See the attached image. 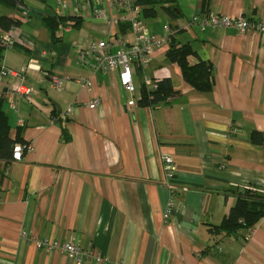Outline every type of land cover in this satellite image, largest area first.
Here are the masks:
<instances>
[{
	"label": "crops",
	"instance_id": "0c3cea01",
	"mask_svg": "<svg viewBox=\"0 0 264 264\" xmlns=\"http://www.w3.org/2000/svg\"><path fill=\"white\" fill-rule=\"evenodd\" d=\"M119 2L128 7L133 0H25L29 15L10 30L13 43L0 57V107L10 137L21 127L31 148L20 160H0V264H75L60 247H37V238L59 246L71 241L123 264H264V216L217 244V254L204 251L212 243L208 227L222 221L238 191L264 196V31H201L191 18L203 0L166 4L176 17L160 8L142 19L145 27L189 42L196 52L189 61L213 66L212 89L203 93L187 83L167 59L166 43L145 73L169 78L170 103L127 106L131 94L117 71L77 58L109 34L133 40L130 28L120 29L119 22L129 21L117 19L128 14ZM94 5L117 22L94 15ZM207 9L264 22V0H208ZM16 13L0 3V14ZM47 15L80 21L60 23L53 34L43 21ZM30 60L38 70L27 68ZM19 84L30 92H18ZM252 130L263 133L262 142L250 140ZM164 155L176 171L170 182ZM80 264L96 263L82 256Z\"/></svg>",
	"mask_w": 264,
	"mask_h": 264
},
{
	"label": "built area",
	"instance_id": "2783aa9c",
	"mask_svg": "<svg viewBox=\"0 0 264 264\" xmlns=\"http://www.w3.org/2000/svg\"><path fill=\"white\" fill-rule=\"evenodd\" d=\"M118 6L127 7L121 2L117 3ZM130 6V7H129ZM127 7L128 14L118 16L117 19H125L131 23V30L133 32V40L125 41L119 34H109L107 38H101L92 42L87 48L81 49L78 52V60L86 66H91L94 69H101L103 71H117L118 81L120 85L127 90L131 97L127 100V106L136 105L137 100L141 98L140 86L137 84V77L139 71H141V79L144 86L148 89L157 88V82L145 73L146 68L152 60V56L156 49L166 45V34H155L145 27L142 19L139 17V8L129 5ZM83 10L90 9L89 4H84L81 7ZM93 14L99 18H103L113 23L117 22V19H112L108 13L101 8H97L94 5ZM29 15V9L20 5L18 13L15 17L23 20ZM191 23L196 24L201 31L207 27H220V28H232L239 32H245L248 30L264 31V22H255L247 19L243 15L228 16L219 13H202L197 12L191 18ZM164 30L168 31L169 27L164 26ZM13 43V37L10 31L0 30V44L5 48L11 46ZM29 69H39L35 60H30L27 64ZM7 74V71L1 69V75ZM52 80L55 86L60 84V79L55 75L52 76ZM90 81H87L89 84ZM16 90L23 94H28L30 89L23 84H19ZM96 100L91 101L88 106L94 107ZM72 111V107L67 109V113ZM31 144L16 143L13 147L12 160H20L24 149H30ZM162 165L167 182H170L175 175V167L173 159L170 155H164L162 157ZM172 202L169 201L164 211V217H169L171 212ZM25 234V233H24ZM37 247L41 248H56L60 247L74 258L75 264H80L82 256L92 259L96 264H123L121 260L111 261L108 257L103 256L95 249H85L78 244L71 241L62 243L60 246L57 242L50 241L43 238L34 239Z\"/></svg>",
	"mask_w": 264,
	"mask_h": 264
},
{
	"label": "trees",
	"instance_id": "16d2710c",
	"mask_svg": "<svg viewBox=\"0 0 264 264\" xmlns=\"http://www.w3.org/2000/svg\"><path fill=\"white\" fill-rule=\"evenodd\" d=\"M174 0H133L132 6L139 8V17L141 19L153 18L158 15L159 9H163L168 15L173 18L176 15L173 13L172 4ZM0 3L14 9H18L20 5H26L25 0H0ZM208 0H203L202 13H207ZM43 21L49 28L51 33H55L59 24L72 22L73 25L79 24L77 16H44ZM21 20L15 16L0 14V30L10 31L12 28L20 25ZM120 29L125 31L131 29V23L127 21L119 22ZM168 49L166 57L170 62H175L180 66L183 79L196 90L208 93L212 89L213 66L208 60L199 59L191 63L189 57L195 55L189 42H179L174 34H167ZM5 49L0 44V57ZM157 88L148 89L141 83V98L137 100V104L141 106L155 107L160 104L170 103L175 91L171 87L169 78L164 77L156 80ZM10 125L8 115L5 110L0 107V160L9 162L12 160L13 147L16 143L25 144L21 135V127H17L14 137L9 135ZM250 140L255 143H260L263 140V133L258 130H252ZM264 216V196L251 189H242L237 192V199L234 205L229 209L226 216L217 225L208 227V231L212 238V243L204 251H216L217 244L224 239H231L239 232L249 231L255 224ZM221 257V254L218 255Z\"/></svg>",
	"mask_w": 264,
	"mask_h": 264
}]
</instances>
